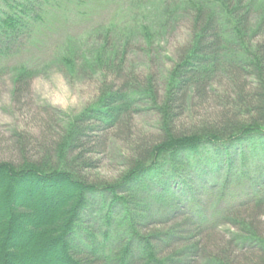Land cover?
<instances>
[{"label": "trees", "instance_id": "1", "mask_svg": "<svg viewBox=\"0 0 264 264\" xmlns=\"http://www.w3.org/2000/svg\"><path fill=\"white\" fill-rule=\"evenodd\" d=\"M164 1L166 27L183 14L190 36L177 46L162 84L157 74L128 66L133 50H145L136 39L137 15L128 9L129 20L114 19L91 34L103 42L91 63L101 75L96 99L69 125L57 126L44 112L34 118L38 134L19 132L0 142L6 155L0 159V264H264V181L249 164L255 158L258 172L264 154V0ZM90 4L0 0V78L11 73L20 110L40 68L77 64L69 35L44 65L25 52L54 37L50 27L57 28L68 8L83 17ZM142 28L150 53L151 31ZM143 111L155 114L156 133L136 130ZM110 142L125 152L122 172L116 181L95 179L90 173ZM207 148L213 167L222 170L221 195L236 177L248 184L243 197L208 219L172 208L165 220L146 209L145 216L139 206L145 208L148 184L157 181L171 198L163 205L178 206L171 181L190 155ZM99 199L106 226L101 240L85 220ZM221 225L230 227V236L213 233ZM200 253L204 262L197 263Z\"/></svg>", "mask_w": 264, "mask_h": 264}, {"label": "rangeland", "instance_id": "2", "mask_svg": "<svg viewBox=\"0 0 264 264\" xmlns=\"http://www.w3.org/2000/svg\"><path fill=\"white\" fill-rule=\"evenodd\" d=\"M90 1L92 4L82 9V13H85L83 17L78 15L75 7L68 8L67 15L65 17L60 16L61 23L57 25V28L55 29V26L50 27L53 31L55 30L54 37H47L46 35L44 44L40 47H30L24 54L28 59H39L36 62L38 65H44V60H51L55 46L64 41L66 36L69 35L70 39L75 42L73 43L74 47H77L74 50L77 55L75 58L77 64L72 67L73 69L58 65H45L40 68L36 79L32 83L30 94L26 97L27 106L22 110L19 109L12 98L13 79L11 73L0 78V142L6 141L19 132L38 134V126L34 118H36L35 115L41 117L44 112H50L54 116L57 126L69 125L72 118L78 116L84 108L96 99L97 83L100 81L101 75L99 73L94 74L91 63L94 53L98 50L97 45L103 44V42L101 37L91 34L114 19L122 21V17L126 16L129 20L133 14L137 15L136 39H140L139 44L141 42L140 46L145 50L149 48V41L144 37L146 34L142 27L146 26L150 29L152 41L154 42L153 49L150 48L152 51L146 53L145 50L141 49L133 50L128 60V66L137 73L157 74L160 84L167 77L177 46L189 40L188 18L182 17L183 14L180 15L181 18L176 17L174 24L168 22L169 29L166 27L165 16L163 15L166 6L164 0ZM177 1L181 2L182 0ZM128 9L132 13L134 11V13L132 14ZM125 20L124 18L123 21ZM76 40L80 41L77 43ZM89 77H92V79ZM157 122L154 113L143 111L136 116L134 126L136 130L152 134L156 133ZM3 148L0 151V159L6 156L2 152ZM124 154L121 144L110 142L108 151L103 157L99 168L91 172V176L99 180L116 181L122 172L120 157ZM213 155L212 149L209 148L201 149L198 153L190 155L186 167L180 168L185 169L184 172L171 181V183H174V189L170 193L177 190L175 197L181 202L178 206L170 203L163 205L165 201H169L168 199L171 200V198L164 194L163 188L155 181L152 185L148 184L147 191H144L146 197L142 203L145 208L142 209L139 206V209L142 210L145 216L146 209L149 214L154 215L158 220H165L173 216L175 214V212L173 213L174 210L183 212L198 211L208 219L217 210L225 208L228 202L233 203L237 201V198L241 199L244 192L247 191L246 179L239 181L234 177L233 187L228 189L226 194L222 196L220 188H218L222 178V170L220 166L217 169L213 167ZM258 159H262L261 163L257 162L261 166L258 172L255 169V158L249 164H252L254 177L259 182H263L264 154L260 155L259 153ZM236 191H238V194L234 198L232 192L235 193ZM102 203L104 202L100 199L96 200L94 207L87 211L85 218L89 222L88 229L94 230L100 240L106 230L103 219L105 212ZM171 208L173 209L172 212H170ZM51 210L37 216V218L45 219ZM168 212L170 213L168 214ZM230 230L228 225H221L213 233L227 237L230 236ZM203 257L204 254L200 253L198 257L200 260L196 259L195 262H204Z\"/></svg>", "mask_w": 264, "mask_h": 264}]
</instances>
